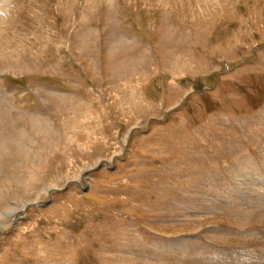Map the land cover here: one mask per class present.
Here are the masks:
<instances>
[{
    "label": "rangeland",
    "instance_id": "rangeland-1",
    "mask_svg": "<svg viewBox=\"0 0 264 264\" xmlns=\"http://www.w3.org/2000/svg\"><path fill=\"white\" fill-rule=\"evenodd\" d=\"M0 264H264V0H0Z\"/></svg>",
    "mask_w": 264,
    "mask_h": 264
}]
</instances>
